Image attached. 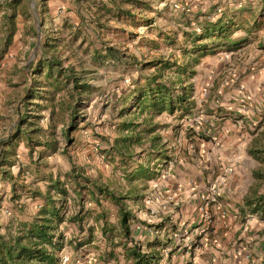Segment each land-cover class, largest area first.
I'll return each mask as SVG.
<instances>
[{"label":"rangeland","instance_id":"374dc122","mask_svg":"<svg viewBox=\"0 0 264 264\" xmlns=\"http://www.w3.org/2000/svg\"><path fill=\"white\" fill-rule=\"evenodd\" d=\"M2 1L3 0H0V2ZM26 1L31 17L28 18L21 10H18L15 19L16 33L13 37V43L2 55H0V147L2 140L13 131L15 125L19 122L20 113L24 112L22 109V102L25 98L26 91L30 90L29 88H33L36 81H45V87L47 89H52L50 85L54 79L53 76L47 77L44 74L40 75V70L36 69V66H31L33 62L35 64L36 58L42 55L40 48L47 37V39H50L49 43H52V45L46 48L48 51L46 52V56L50 57L52 54L55 55L61 60L62 67L65 68L69 66L73 73L83 75L86 81L94 86L90 93L83 94L86 96L81 101L82 103L80 104L81 106L79 107L78 114L81 116L80 119L84 118V120H80L78 127L69 134L72 141L68 143H65L61 136V129L68 121L69 112H67V110L61 112V116L58 118H65V121H60L55 128L59 140V149L53 154H57L56 156L62 159L67 157L70 161H73L75 165H79L81 162L87 165H96V155L104 154L103 150L107 149L108 146L106 140H101L96 134L106 137L110 142H114L115 138L120 137L121 132L115 129L118 130V123L124 116H120L121 113H119V108L115 106V99L123 89L128 87L130 78L132 75L136 74V70L134 67L127 68L125 65L115 64L108 60L100 64L93 58L91 40L93 39L94 45L97 47H100L101 43L96 39L94 34L92 36L86 34V30L83 27L84 25L76 14V6L73 0H47L45 2V7L40 12L37 7L36 10L32 8V0ZM38 1L39 0H35L36 5ZM146 1H149L151 6L155 9L153 11H146L145 13L147 17H153L154 21L152 24H145L142 21L138 23L130 21H124V23L113 22L116 28L104 32L102 36L103 40L107 41L110 46L117 47L119 51L125 54H134L140 61L148 60L153 57H170L171 60L175 59L179 63H188V67L195 70L200 65V63L196 62V58L200 57L196 55V51H193V46L196 44H192L191 41L186 40L184 31H186L187 28L190 27L198 33L201 26L205 24V21H214L217 18L215 14L221 15L220 13L224 10L233 11L236 9L237 11L239 6H241L239 18H241L242 21L250 18V15L253 14L252 11L257 10V14L259 12L261 14L258 18H261L264 23V3L262 0ZM243 7H248V9L242 10ZM3 12L4 10L0 8V43L2 36L5 34V24L2 18ZM40 19H43L41 23ZM158 31L162 33L160 36L157 34ZM129 32L136 33V35H130ZM164 35H169V37L173 38V41L165 39ZM151 40L154 42L151 43ZM203 42L204 40L199 43ZM216 52L217 51H214V54ZM214 57L223 63V73H220L219 77L216 78L211 75H208L205 79L204 77L201 78L202 97L211 96V93L216 91L217 84L225 86V81L230 83L234 62L243 66L247 65L248 61L246 56L238 54L216 53ZM210 62L211 61L203 62L201 67L204 68V70L207 69V64ZM152 71L153 68H146L142 70V73L148 74ZM194 77L196 76L193 75V77L189 78L188 82L196 86ZM237 90L242 92V94H247L243 83H238ZM68 91V87H62L57 92L54 102L55 108L57 109L56 111H60L58 101H70ZM239 94L240 97L238 102L240 103L242 111L246 110L249 112V109L252 110V97L247 94L251 100L250 103L245 105V109L243 107L244 104L240 101L242 94ZM213 95H215L216 98V93ZM196 106V112L193 115L183 119L176 116L174 123L171 127L167 128L168 132L163 131L157 134V136H154V134L147 136L143 135V140L133 142L127 154L129 157H125L126 164L133 163V161L137 160H145V155L149 153L150 159H154L155 162L161 161L158 173H155L160 179L166 167L174 166L178 161H183L189 165L192 164L196 166L197 169L204 172L206 183L208 184L215 182L217 177L229 167L233 168L232 173L228 177V180L231 179V176L235 173L234 170L238 160L241 158L239 150L243 147H235L234 151L231 150L230 154L226 155V145H223V143L215 137L214 123L218 118L216 110L209 108L212 109L211 113L206 110L207 107L204 105L196 103ZM28 107H31V105L28 104ZM50 111L49 107L39 112L42 116L38 119V123L40 127H43L45 130L38 134V139H47L46 132L49 129ZM34 113L37 112L34 111ZM260 124H263V122L258 121L253 125L255 129L252 131L247 130V143L258 136ZM153 144L158 146L160 153H165L170 157L164 159L160 154V156H158L156 154V149L151 150ZM22 148L27 149L20 143L17 148V154L22 152ZM40 150H42V148L38 146L33 150L31 156V159H37L34 171L38 173L44 171L45 167L40 165L43 163L40 160L49 159V156L38 158ZM52 156L53 155H50V157ZM92 157L95 158V161L92 160ZM103 159L106 161L105 157ZM16 160L18 161L17 156ZM73 163L71 164L74 165ZM20 164L22 165L23 163ZM108 164L119 165L118 163ZM13 168L14 167L11 168V171L14 175L22 172V167H20L19 170L15 168L14 170ZM26 172L27 171L24 173V179L26 176L30 177L31 175ZM39 176L40 174L37 175V177ZM128 180L124 178V180L120 179L119 182L128 183ZM153 180L156 181V177H154ZM131 181L137 184L142 182L139 178H134ZM131 185L134 184H130V186ZM259 185H261L262 192H264V181L262 180ZM10 186V182L0 179V211L4 210L6 214L13 213V210H17L16 208L18 207V204L15 205L16 203L14 204L10 198ZM139 186V188L144 187L143 184ZM217 199H220V196H218ZM138 200L140 201V197ZM128 202L129 204H131V202L133 203L132 199L129 198ZM136 209L137 213L140 214L147 212L146 208L141 204ZM247 211L244 218L245 225H247L249 229L247 231L253 234L252 237L254 242L261 241V247H263L264 250V220L258 218L260 224H257L258 228L255 231L256 224H252L251 219L257 218L259 215L256 213L253 215L249 210ZM234 212L238 216L239 211L235 209ZM211 213L214 218L212 209ZM8 216L9 215H7V217ZM180 222V220L177 222L179 230L175 232L177 233L175 237L182 238L193 230V226L190 227L189 221L184 220L183 223ZM212 229L213 225L209 229V240H212ZM0 231L4 232V227H1ZM199 237L195 236L194 239L188 241L186 245L183 246L181 243L176 248L181 247L180 250L183 252L188 249V255H190L191 251L195 252V248L201 244L198 239ZM70 251L71 250L68 248L64 251L62 255V264H84L91 259H96L95 256L98 254V252L91 249L89 252L81 251L79 255L76 256V260L71 261ZM249 254L250 260H252L253 263L259 259V256L253 253ZM186 259H188V256Z\"/></svg>","mask_w":264,"mask_h":264},{"label":"crops","instance_id":"0c3cea01","mask_svg":"<svg viewBox=\"0 0 264 264\" xmlns=\"http://www.w3.org/2000/svg\"><path fill=\"white\" fill-rule=\"evenodd\" d=\"M247 9L248 7L242 8V10ZM240 10L241 6L237 11L236 9L233 11L224 10L220 13L221 15L215 14L216 17L223 16L225 22L230 21L231 32L225 38H221L217 43L218 45L216 44L210 50L211 52L202 54L201 50L196 51V55L200 57L196 58V62L200 65L195 70L193 69L196 76L194 77L196 86L191 84L195 102L207 107L208 112L212 113V109L216 110L218 118L214 123L215 137L223 145H226V155H229L231 150L234 151L235 147H243L239 150L241 158L235 167V173L221 188L218 202L211 205L214 212L212 240L204 242L201 233L204 229L203 221L197 212V202L204 193V186L207 184L206 178L204 172L192 164L178 161L174 166H171L169 174L162 175L161 179L156 176L155 181L153 178L147 179L136 175L139 168L147 170L148 173L158 172L161 161L155 162L154 159H150L149 153L145 155V160L133 161V163H127L128 165L126 163V165H109L103 159L104 154L96 155V165H87L82 162L75 165L67 157L62 159L57 157V154H52L53 156H49V159L40 160L43 162L40 165L45 167L44 171L38 173L34 171V166L37 163L34 161L37 159L32 158L31 160L28 149L22 148V152L17 154L18 161L16 160L12 167L16 170L22 167L23 176L25 171L31 174L30 177L26 176L24 182L32 191L47 192L52 181L58 177L63 179L64 173H68L75 167L76 172L84 173V175L104 183L108 188L126 195L127 198L124 201L127 208L132 211L137 219H140V221H132L131 236L142 243L144 251L152 249L158 251L159 258L156 264H264V250L261 247V241H253V234L247 231L249 229L245 225L244 219L245 213L248 212L247 203L249 201L255 203L258 197L264 194L261 185H259L262 180L264 181V23L261 18H258L261 14L260 12L257 14V10L252 11L253 14L250 15V18L242 21L239 18ZM203 43L209 44L208 40ZM214 51H217V54L244 55L248 60L247 65L240 66L239 63L234 62L230 83L225 84V86L217 84V89L211 93V96L202 97L201 78L204 77L205 79L208 75L216 78L219 77L220 73H223V63L214 57L216 55ZM205 61L211 62L207 64V69L204 70L201 64ZM239 82L243 83L245 91L252 97L253 107L252 110L249 109V112L242 111L238 102L240 92L237 90V86ZM215 93L216 98L213 95ZM134 103L132 101L128 107H133ZM115 106H117L116 103ZM116 108L120 107L117 106ZM119 113H121L120 109ZM120 116H124L123 119L127 118L125 115ZM176 116V114L164 112L157 116L145 113L139 118H133L134 130H132V135H140L141 140H143L144 136L150 134L157 136L163 131L168 132L167 128L171 127ZM258 121L263 122L260 124L258 136L247 143V130L255 129L253 125ZM115 130L120 132L119 128ZM153 146L156 144L152 145L151 150H153ZM92 160L95 161V158L92 157ZM38 174H40L39 177H37ZM124 178L129 179L128 183L119 182L120 179L124 180ZM134 178H139L142 182L133 183L131 180ZM189 181H192L190 186L187 185ZM130 184L134 185L130 186ZM141 184L144 187L139 188ZM178 184H184V191L177 193L175 205H168L163 212L158 214V220L155 219V216H150L145 204L146 198L154 193L156 188L163 192H177L176 186ZM66 189L69 196L63 206L65 215L68 217L75 213L79 208V202H82L84 205L81 213L83 220L82 223L63 222L61 229L68 239L77 238L78 241L84 242L87 237H91L89 243L79 248L78 255L79 252H89L90 249L98 252L95 256L96 259H91L84 264H131V259L126 256L124 251V244H117L120 240L119 237H116L119 231L117 207L107 199H100V204L88 196L84 197L83 201H79L80 196L78 198V194L70 181H66ZM139 197L140 201L138 200ZM128 198L132 199L135 204L132 202L129 204ZM43 202L42 199L32 197L31 194L22 195L17 210H13V213L6 214L4 210L0 211V217H2L0 218V225L5 230V227L10 226V224L31 222ZM140 204L146 208L147 212L137 213L136 208ZM221 207L227 210L226 215H222L220 212ZM235 209L239 211L238 216L234 212ZM252 214L254 215V213ZM256 214L259 216L251 219L252 224H256L255 231L258 228L257 224H260L258 218H261L259 213ZM7 215L9 216L7 217ZM102 215L105 217L103 218ZM179 220L180 223H183L184 220L189 221L190 227L193 226V230L182 238L175 237L177 234L175 232L179 230L177 226ZM104 221L112 225L113 241L109 239L108 233H102ZM195 236H200L198 239L201 242L195 248V252L191 251V254L188 255L189 251L184 253L180 250L181 247L176 248L181 243L183 246L186 245ZM165 247L169 251L166 256L163 255ZM67 248L71 250V255L72 248L69 245L65 246L63 253ZM249 253L259 256V259L255 263H251L246 257V254ZM187 256L188 259H186Z\"/></svg>","mask_w":264,"mask_h":264},{"label":"trees","instance_id":"16d2710c","mask_svg":"<svg viewBox=\"0 0 264 264\" xmlns=\"http://www.w3.org/2000/svg\"><path fill=\"white\" fill-rule=\"evenodd\" d=\"M47 0H39L36 7L38 11H42ZM76 6V14L86 30L87 35H95L96 39L101 43L100 47L94 45L91 40L92 56L98 63H105L106 60L115 64L125 65L127 68H135L136 74L130 78L127 88L123 89L115 99V103L120 108L121 115L127 118L122 119L118 123L121 132L120 137L110 142L106 137L96 134L101 140H106L107 149L103 150L105 160L110 164L125 165V157L130 150L133 142L141 140L140 135H132L134 130L133 118H139L145 113L151 116H157L164 112L168 114H176L178 118L183 119L196 112V102L192 96L193 88L188 79L191 78L195 71L188 67V63L171 60L170 57L150 58L148 60H138L134 54H125L118 50L115 46H110L107 41L103 40L104 32L116 28L114 23L124 21L144 22L152 24L153 17H147L146 11L155 10L149 1L146 0H73ZM264 3V0H262ZM247 3V2H245ZM0 8L4 10L2 18L5 24V34L1 38L0 55L4 53L13 43V37L16 33L15 19L18 10L31 17L28 3L26 0H3L0 2ZM43 19H40V23ZM139 20V21H138ZM91 25V26H90ZM231 23L225 22L223 16L217 17L214 21H205L198 33L192 28L184 31L186 40L196 44L193 51L201 50V53L211 52L214 46L225 38L231 32ZM35 31V30H33ZM129 34H135L129 32ZM162 34L160 31L157 33ZM165 39L173 38L164 35ZM50 38V37H49ZM50 39L44 40L40 51L42 55L36 58L31 66L39 69V74L45 76H53L51 83L52 89H47L45 81H36L33 88L26 91L25 98L22 102L23 113H20V120L15 125L13 131L2 140L0 152V179L10 182V198L15 205L19 203L22 195L31 194L32 197H39L44 202L40 209L33 217L31 222H19L10 224L5 227V231H0V264H62L63 250L66 245L71 246L72 253L70 260L75 261L78 250L81 246L91 241V237H87L84 242H80L77 238L68 239L61 229L63 222L82 223V202H79V208L70 216H66L63 206L67 200L68 191L66 189V181H70L77 192L79 201H83L84 197L96 200L100 204V199L109 200L117 207L119 228L116 237L120 240L117 244H124L126 256L131 259V264H156L159 258L156 249L144 251L142 243L131 236V223L138 220L125 204L126 195L120 194L115 190L108 188L104 183L90 178L84 173L76 172L73 167L68 173H64V178H56L49 184L48 191L45 193L39 190H30L24 182L23 173L16 175L11 171L12 166L16 163L17 148L22 143L27 149L31 158L33 150L38 146L42 148L39 151V157L50 156L59 149L58 135L56 134V126L65 118L59 119L61 112L67 110L69 112L68 121L61 129V136L65 143L72 141L69 134L73 132L80 122L78 114L82 99L93 90V85L86 81L83 75L75 74L69 66L65 68L61 65V60L55 55L46 56V48L50 47ZM208 43H199L203 41ZM151 43L154 41L151 40ZM155 45V43H154ZM218 45V44H217ZM209 47V48H208ZM212 47V48H211ZM207 49V50H206ZM153 68L148 74H143L142 70ZM63 83V84H62ZM62 87H68V97L70 101H58L60 111H56L55 98L57 92ZM135 102L133 107H128L131 102ZM28 104L31 107H28ZM50 107V123L46 132L47 139H38V134L45 129L40 127L38 119L42 116L39 112ZM36 111L37 113H34ZM157 138V137H155ZM156 154L168 159L170 156L160 153L158 146H153ZM160 154V155H159ZM32 160V159H31ZM37 162V161H34ZM155 173H148L147 170L140 169L137 176L146 177L147 179L156 177ZM264 194L259 196L255 203L249 201L247 210L251 213H259L261 219L264 220ZM104 218L105 216L102 215ZM102 233H108L110 240L113 241L112 225L104 221ZM0 225V229H1Z\"/></svg>","mask_w":264,"mask_h":264},{"label":"built area","instance_id":"2783aa9c","mask_svg":"<svg viewBox=\"0 0 264 264\" xmlns=\"http://www.w3.org/2000/svg\"><path fill=\"white\" fill-rule=\"evenodd\" d=\"M227 84V81L224 82ZM242 94V92H240ZM250 97L247 94H242L240 101L244 104L243 107L246 109L245 105L250 103ZM171 166L166 167L164 174L167 175L170 173ZM233 168L225 169L215 180V182L207 183L204 186V193L202 196L198 199L197 202V212L199 215V218L203 221L204 229L201 232L202 238L204 239V242H209L208 236H209V229L213 224L214 218L211 213V205L213 203H217L218 199L217 197L220 195L221 188L226 185V182L228 180L229 175L232 173ZM192 181H189L187 183L188 186H190ZM177 192H163L162 190H156L154 193H151L145 200V204L147 205V211L150 216H155V219L158 220V214L163 212L168 205H175L176 203V196L177 193H182L184 191V184H178L176 186ZM220 212L222 215L227 214V210L225 208L221 207ZM200 233V234H201ZM199 234V235H200ZM189 251V250H185ZM184 252V253H185ZM169 253L167 247L163 249V255H167ZM188 253V252H186ZM246 257L250 260V254H246ZM67 259V258H66ZM251 263H253L252 260H250Z\"/></svg>","mask_w":264,"mask_h":264},{"label":"water","instance_id":"95a60500","mask_svg":"<svg viewBox=\"0 0 264 264\" xmlns=\"http://www.w3.org/2000/svg\"><path fill=\"white\" fill-rule=\"evenodd\" d=\"M32 8H34L36 10V2H35V0H32Z\"/></svg>","mask_w":264,"mask_h":264}]
</instances>
